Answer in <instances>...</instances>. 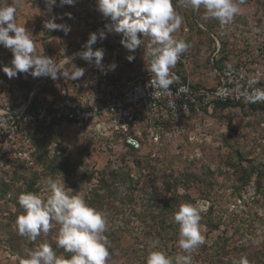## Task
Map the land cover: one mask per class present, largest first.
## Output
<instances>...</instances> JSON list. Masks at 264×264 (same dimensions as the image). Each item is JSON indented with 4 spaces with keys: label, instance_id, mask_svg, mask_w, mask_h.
Returning <instances> with one entry per match:
<instances>
[{
    "label": "rangeland",
    "instance_id": "rangeland-1",
    "mask_svg": "<svg viewBox=\"0 0 264 264\" xmlns=\"http://www.w3.org/2000/svg\"><path fill=\"white\" fill-rule=\"evenodd\" d=\"M6 2L16 7L18 26L31 33L35 54L53 59L60 69L57 79H52L44 90L50 96L58 95V84L73 81L71 75L76 68L83 69L85 75L101 70L94 62L76 55L84 50L91 33H107L106 39H98L93 45V50L103 49L105 53L101 71H109L114 63L116 76L123 81L150 67L151 57H144L150 38L139 34L140 47L128 51L121 44L122 34L108 31L106 25L112 22L97 10V0H76L74 6H61L57 0L51 8L46 0ZM233 2L239 11L225 25L207 16L203 7L195 10L186 0H172L176 13L183 18L172 36L188 45L184 52L192 58L190 74L181 78L189 75L196 84L212 81L205 64L213 36L222 41L225 31L258 30L264 26V0ZM53 19L58 25L69 26L70 32L45 28V22ZM129 55L135 57L131 62L126 58ZM66 57L72 58L68 65ZM12 59L11 51L0 46V69L11 67ZM65 71L66 77L62 75ZM174 71L180 74L179 67ZM43 77L19 73L9 78L0 70V264H20L33 249L29 246L31 239L20 236L15 224L24 213L17 205L21 194L30 192L47 200L51 195L47 181L51 178L69 195L94 199L92 191L99 185L101 173L107 176L117 168L130 169L136 203L121 207L114 198H108L103 205L104 235L107 240L117 239L112 246L115 250L108 251L106 264H141L143 259L135 252V243L144 241V234L150 232L154 235L147 236V255L160 249L174 262L178 256L188 255L178 246L179 234L171 238L169 231L176 230V225L167 226V232L159 236L151 227L162 220L171 224L172 216L160 211L171 192L187 195L191 204L202 209L203 243L191 251V264H234L241 257H247L250 264H264V108L217 105L206 140L197 145L182 144L181 148L171 145L156 157L130 150L113 134H95L85 127L67 124L33 128L17 122L14 135V125L5 113L19 109ZM83 77L75 79L76 83L81 84ZM58 229L59 225L53 224L36 241H56Z\"/></svg>",
    "mask_w": 264,
    "mask_h": 264
},
{
    "label": "clouds",
    "instance_id": "clouds-1",
    "mask_svg": "<svg viewBox=\"0 0 264 264\" xmlns=\"http://www.w3.org/2000/svg\"><path fill=\"white\" fill-rule=\"evenodd\" d=\"M57 0H46L49 8L55 6ZM76 0H60L64 4L73 5ZM193 9H205L206 15L216 18L221 24L229 22L239 11L233 0H186ZM16 7L0 0V46L11 51L13 59L11 67L2 70L9 78L19 73L31 74L33 77L47 76L56 80L60 69L47 56L35 54L32 35L23 26H18L15 14ZM97 10L112 23L106 25L108 31L122 34L121 44L130 52H134L142 43L139 34L150 38L145 58L151 57L148 71L154 75L155 84L159 89L168 90L175 77L170 68L175 66L181 53L188 45L183 40H176L172 34L179 29L183 18L176 13L172 0H97ZM69 18H71L69 14ZM44 27L49 30L58 28L70 32V27L58 25L54 19L46 21ZM13 34V35H10ZM107 33H91L83 46L84 50L76 53L88 63H95L103 70L104 50H93L98 39H106ZM129 62L134 56L126 57ZM72 58L66 57L65 64ZM146 62L147 59H145ZM116 64L109 66L115 70ZM64 77L68 73L62 72ZM84 75V70L76 68L72 73L73 80ZM160 95L159 91L154 93ZM250 99L264 101V92L257 90ZM126 126V125H125ZM129 143L139 147L134 139ZM51 195L42 200L34 193H24L18 198L24 213L16 218L15 224L20 236L33 241L43 232L48 233L53 224L59 225L56 236L58 247L71 253L70 258L57 256L47 243H41L27 252L20 264H106L109 257L108 241L104 235L106 219L102 212L91 207L81 195H69L63 186L49 178L47 181ZM199 205L182 203L174 214V221L179 225L178 246L188 255L178 256L175 262L163 251H150L146 264H191V251L203 243L200 225ZM234 264H250L247 257H241Z\"/></svg>",
    "mask_w": 264,
    "mask_h": 264
},
{
    "label": "built area",
    "instance_id": "built-area-1",
    "mask_svg": "<svg viewBox=\"0 0 264 264\" xmlns=\"http://www.w3.org/2000/svg\"><path fill=\"white\" fill-rule=\"evenodd\" d=\"M246 30L225 31L222 41L213 36L214 48L205 64L213 82L181 78L190 74L192 58L186 52L176 63L180 74L170 70L175 79L168 90L159 89L148 70L119 83L115 68L89 71L81 84H58V95L50 96L43 90L52 79L44 76L19 109L5 113L14 125L12 132L16 135L17 122L85 127L95 134H113L127 148L151 157L171 145H197L210 136V117L217 105L264 106V101L249 98L257 90L264 92V26Z\"/></svg>",
    "mask_w": 264,
    "mask_h": 264
},
{
    "label": "trees",
    "instance_id": "trees-1",
    "mask_svg": "<svg viewBox=\"0 0 264 264\" xmlns=\"http://www.w3.org/2000/svg\"><path fill=\"white\" fill-rule=\"evenodd\" d=\"M214 48V42L212 44V49L210 52L213 51ZM187 53V52H186ZM178 68V66L175 64V66L171 67L170 70H176ZM85 76V74H84ZM117 77V76H116ZM184 79V78H183ZM82 81L84 80V77L81 79ZM118 80V78H117ZM119 83L122 82L118 80ZM47 88V87H46ZM32 90V89H31ZM45 90V88H44ZM43 90V91H44ZM45 92V91H44ZM222 107H228V106H241V105H220ZM244 107V106H243ZM251 108H255L252 107ZM259 108H264L263 107H259ZM38 126H52V125H38ZM38 126H35L33 128H36ZM182 146H178V148H181ZM132 151H134L133 149H130ZM111 170V169H109ZM131 171L130 169L127 168H117L116 170L112 169L111 171H109L108 175L106 176V173L103 172L101 173V178L99 179V185L92 191V195H94V199L90 198V200H86V202L93 208H95L96 210L102 212L103 209V205H106L105 202L106 200L112 199L115 200L121 207L125 206V205H129V206H135L136 203V198L134 197L135 195V185L133 183V180H131ZM170 197L168 199H166L162 205L160 206V211L163 213H167L170 214L171 217V224H169L168 222L165 223V221H158L157 223H153V225L151 226L153 230H155L156 235H162L163 233H166L167 231V226L172 228L173 226L176 225V230H171L169 232H171L172 236L171 238H176L179 234V225L175 223L174 221V214L178 211L179 206L182 203H190L188 200V196H179L177 192H171L170 193ZM18 207L20 209H22V207L19 205V203H17ZM144 208H147V203H145ZM24 211V210H23ZM149 228V227H148ZM145 230H147V227L145 228ZM150 232V231H149ZM150 234L154 235L153 233H145L143 236L144 241L141 242H137L135 243L137 249L135 250V252H138V254L141 255V258L143 259V261L141 262V264H146V258H147V250L149 249V246L147 245V236H150ZM168 235V234H167ZM111 238V236H110ZM117 239L114 238L112 240H107L108 241V251L112 252L115 250L113 246L114 242ZM138 241V239H136ZM41 243H47L49 244L53 250L55 251V253L57 254V256H61L63 255V258H70V256L72 255L71 253L66 252L64 249L60 248L57 246L56 241H45V240H41L40 241H33L30 240L29 246L31 248H35L37 247L39 244ZM143 246V247H142ZM148 248V249H147ZM146 250V251H145ZM152 251H156V250H152ZM158 251H161L160 249Z\"/></svg>",
    "mask_w": 264,
    "mask_h": 264
}]
</instances>
